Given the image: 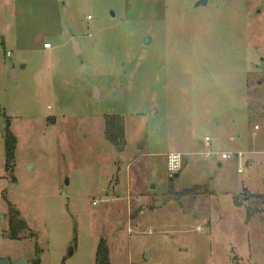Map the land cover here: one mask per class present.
<instances>
[{
	"label": "rangeland",
	"instance_id": "374dc122",
	"mask_svg": "<svg viewBox=\"0 0 264 264\" xmlns=\"http://www.w3.org/2000/svg\"><path fill=\"white\" fill-rule=\"evenodd\" d=\"M199 1L0 0V258L264 264V0Z\"/></svg>",
	"mask_w": 264,
	"mask_h": 264
},
{
	"label": "trees",
	"instance_id": "16d2710c",
	"mask_svg": "<svg viewBox=\"0 0 264 264\" xmlns=\"http://www.w3.org/2000/svg\"><path fill=\"white\" fill-rule=\"evenodd\" d=\"M105 135L106 139L113 145L122 143L125 140V125L123 119L115 116H108L106 118ZM17 145V137L13 134L8 125L5 135L6 172L8 174L14 172ZM9 225L12 239H20L21 234L28 230L27 223L21 218L20 212L14 208L11 210ZM37 252H39V249H37ZM34 264H40V261L35 260ZM96 264H111L110 250L105 239H102L98 246Z\"/></svg>",
	"mask_w": 264,
	"mask_h": 264
},
{
	"label": "built area",
	"instance_id": "2783aa9c",
	"mask_svg": "<svg viewBox=\"0 0 264 264\" xmlns=\"http://www.w3.org/2000/svg\"><path fill=\"white\" fill-rule=\"evenodd\" d=\"M91 18V17H89ZM44 47L46 49H51L52 48V44L51 43H45ZM256 130L259 129V126L255 127ZM205 141L207 142V144L209 145V142L211 141L210 137H206ZM201 155L205 156V157H210V156H218L222 159H230L232 156H238L239 158H241L244 153L240 152V153H226V152H222V151H206V152H202ZM184 162V158L182 157V155L180 154H171L168 157V166H169V171L172 173L171 176H173L174 174H176L183 165ZM243 168L240 167L239 168V172H242Z\"/></svg>",
	"mask_w": 264,
	"mask_h": 264
},
{
	"label": "water",
	"instance_id": "95a60500",
	"mask_svg": "<svg viewBox=\"0 0 264 264\" xmlns=\"http://www.w3.org/2000/svg\"><path fill=\"white\" fill-rule=\"evenodd\" d=\"M208 3V0H200L198 2V5H206ZM150 39L149 37L146 38V43H149ZM74 49L77 53H80L81 49L79 47L78 42L74 39ZM92 94V93H91ZM179 176V173L175 174V177L177 178ZM173 178L171 177L172 186H173ZM149 256V255H148ZM0 264H28L25 258H19L14 263H11L7 258H0Z\"/></svg>",
	"mask_w": 264,
	"mask_h": 264
},
{
	"label": "crops",
	"instance_id": "0c3cea01",
	"mask_svg": "<svg viewBox=\"0 0 264 264\" xmlns=\"http://www.w3.org/2000/svg\"><path fill=\"white\" fill-rule=\"evenodd\" d=\"M53 48V47H52ZM51 48V49H52ZM219 122V121H218ZM256 126H258V125H256ZM255 126V127H256ZM260 128V127H259ZM256 130V129H255ZM232 140H233V138H231ZM222 152H226V153H240V152H242V153H244V155L246 154V153H249V152H245V151H243V150H238V151H228V150H222ZM253 152V151H252ZM250 153H251V151H250ZM254 162V160L253 159H247L246 160V163L249 165V164H251V163H253ZM222 163V161H220V164ZM240 194V193H239ZM239 194H235V195H233L232 196V202H233V204H234V206H236V207H238V208H241V207H239L238 205H236L235 204V202H236V197L239 195ZM20 258V256H17L14 260H11L10 262L11 263H14L15 261H17L18 259ZM27 263L29 264V262L27 261Z\"/></svg>",
	"mask_w": 264,
	"mask_h": 264
}]
</instances>
